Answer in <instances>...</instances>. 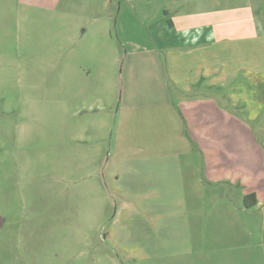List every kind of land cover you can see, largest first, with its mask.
Here are the masks:
<instances>
[{
    "label": "rangeland",
    "instance_id": "374dc122",
    "mask_svg": "<svg viewBox=\"0 0 264 264\" xmlns=\"http://www.w3.org/2000/svg\"><path fill=\"white\" fill-rule=\"evenodd\" d=\"M138 9L135 0H0V264H264L257 218L231 220L225 199L244 206L254 193L264 203V94L234 106L244 119L230 124L201 125L196 94L173 101L184 117L178 124L141 102L134 119L128 91L140 77L151 86L154 68L153 55L133 53L128 39H139L140 50L152 40L163 46L153 27L135 28ZM149 31L150 45L142 35ZM135 56L144 57L133 72ZM133 130L121 144L185 145L194 150L188 164L205 150L204 164L214 167L213 152L234 169L233 180L205 182L197 203L203 215L192 228L186 217H195L196 204L183 189L181 158L164 168L139 165L135 188L127 170L135 163L115 151V137ZM243 224L252 234L242 233Z\"/></svg>",
    "mask_w": 264,
    "mask_h": 264
},
{
    "label": "crops",
    "instance_id": "0c3cea01",
    "mask_svg": "<svg viewBox=\"0 0 264 264\" xmlns=\"http://www.w3.org/2000/svg\"><path fill=\"white\" fill-rule=\"evenodd\" d=\"M152 1L135 0V3L139 5L138 16L135 15V28L153 27L163 39V46L159 47L152 40L153 44L150 47L140 50L139 39L135 41L128 39L133 53L147 51L148 54L153 55L150 57L154 68L153 73H155L151 75L148 72L149 75L146 76L149 77L147 82L153 78L151 86L146 84L141 86L140 77L135 79L137 88H133L131 93L128 91L125 100L127 108L132 109V117L136 118L137 111L133 112L135 104L141 102L145 107L155 106L158 109L159 107L164 109L165 112H159L158 117L165 122L171 119L178 124L184 117L183 115L180 117L176 109H173L175 108L173 101L175 99L186 101L185 97L191 99L189 96L196 94V106H203L201 108L203 113L197 112L196 117L201 125L230 124L235 119H244L234 112V106L237 104L247 106L251 100L250 97L247 98V95L252 92L257 94V98L258 93L264 94V0H155L153 8ZM133 8L135 9L134 6ZM146 33L142 32L143 41L150 45L154 37L150 31ZM161 50L166 56H161ZM143 57H133L132 60L135 62L133 72L138 69L139 62L136 63V60L140 61ZM170 80L174 83V89H169ZM199 81H203L196 85L199 91L190 93L191 86ZM206 86H211L210 93L203 90ZM172 91L179 97L173 98ZM152 94H156L157 97L149 101L153 99ZM223 110L226 116L221 118L219 114ZM131 133L115 137V151L121 154L120 160L135 163L127 168L128 173H132L135 188L139 186L136 183L141 178V176L135 177V173L139 174L142 171L138 168L139 165L164 168L168 164L167 159L181 158L177 162L182 169H185L184 177L181 176L186 184L183 189L191 190L190 201L194 200L196 204L194 213H189L194 214L195 217L193 219L186 217L188 227L192 228L196 224L195 221H201L203 215L198 210L197 203L204 199L205 182L216 185L227 179L233 180L234 176L230 173H233L234 169L228 166L226 160L225 163H221L219 160L221 156L213 152L211 157L214 167L204 164L203 158L210 155L205 150L195 151L194 165L188 164L192 162L194 150L186 148L185 145H183L184 148L144 150L135 148L134 145L121 144L122 139H127L131 135L135 136V130ZM185 137L179 134L176 139L185 141L187 139ZM167 139L171 140L173 136L167 134ZM226 153L223 157L230 156L229 152ZM121 177V174H118L116 180L119 181ZM153 177L156 175L153 174ZM147 185L150 191L152 189L150 182H147ZM225 199L228 203L226 204L227 216L230 215L231 220L238 218L245 222L248 218L250 220L253 217L257 218L258 222L253 227L259 233V236L256 235L259 248L264 250V229L260 231L264 225V213L250 212L252 208L259 206L264 208L262 200H256V204L252 207H245L233 206L234 204L230 203L231 198ZM200 226L199 223L198 227ZM247 232L252 234L251 227L243 224L242 233Z\"/></svg>",
    "mask_w": 264,
    "mask_h": 264
},
{
    "label": "trees",
    "instance_id": "16d2710c",
    "mask_svg": "<svg viewBox=\"0 0 264 264\" xmlns=\"http://www.w3.org/2000/svg\"><path fill=\"white\" fill-rule=\"evenodd\" d=\"M243 204L245 207H252L256 204L255 194L249 193L246 194L243 198Z\"/></svg>",
    "mask_w": 264,
    "mask_h": 264
}]
</instances>
